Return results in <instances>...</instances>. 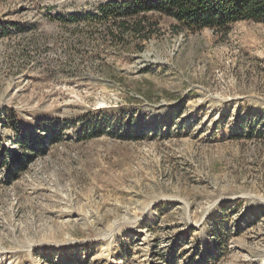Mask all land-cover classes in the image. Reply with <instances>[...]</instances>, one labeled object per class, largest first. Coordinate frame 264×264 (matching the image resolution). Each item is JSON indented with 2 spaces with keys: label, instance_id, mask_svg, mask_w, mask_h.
Listing matches in <instances>:
<instances>
[{
  "label": "rangeland",
  "instance_id": "374dc122",
  "mask_svg": "<svg viewBox=\"0 0 264 264\" xmlns=\"http://www.w3.org/2000/svg\"><path fill=\"white\" fill-rule=\"evenodd\" d=\"M110 1L0 0V264H264V23L140 49Z\"/></svg>",
  "mask_w": 264,
  "mask_h": 264
},
{
  "label": "trees",
  "instance_id": "16d2710c",
  "mask_svg": "<svg viewBox=\"0 0 264 264\" xmlns=\"http://www.w3.org/2000/svg\"><path fill=\"white\" fill-rule=\"evenodd\" d=\"M98 17L108 23V33L113 41L126 44L132 39L142 49V42L160 32L163 18L173 21L170 26L176 33L209 28L228 34L237 21L264 23V0H114L102 4L96 15L88 16L90 20ZM248 132V136L253 135V130ZM19 137L23 148L31 151L27 161H32L33 155L42 152L46 136L20 134ZM14 167L18 171L25 164H14ZM10 169L7 172L9 179L11 175L15 176V171Z\"/></svg>",
  "mask_w": 264,
  "mask_h": 264
}]
</instances>
